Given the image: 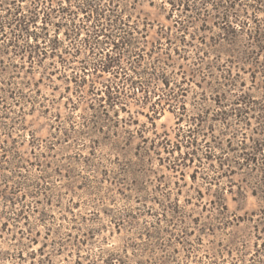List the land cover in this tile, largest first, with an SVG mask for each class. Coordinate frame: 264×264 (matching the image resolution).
<instances>
[{"label": "rangeland", "instance_id": "obj_1", "mask_svg": "<svg viewBox=\"0 0 264 264\" xmlns=\"http://www.w3.org/2000/svg\"><path fill=\"white\" fill-rule=\"evenodd\" d=\"M245 1L256 7L248 8L255 23L247 26L264 25L258 2ZM158 12L143 3L136 13L140 24L149 16L170 25ZM215 21L210 16L206 24L212 27ZM155 31L143 37L140 56L121 62L118 71L123 69L125 77L87 67L80 90L67 80L71 68L44 78L40 97L49 112H29L27 105L25 129L8 128L9 118H19L15 103L23 102L19 94L28 95L27 79L34 83L42 75L29 74L15 66L17 58L0 54V117L9 116L0 125V264H106L109 254L124 264H174L185 262L186 254L197 260L207 253L218 263L224 257L234 264L249 257L255 242L261 244L253 234L255 222L247 220L264 207L251 193L259 174L248 169L234 174V131L243 129L234 121V108H244L234 102L241 95L257 103L244 131L258 137L251 129L257 126L258 108L264 110L262 67H255L253 81L250 64L239 62L244 33L230 43L218 39L222 30L213 27L202 33L207 44L187 46L183 59L165 46L150 57ZM5 48L7 41H0V52ZM84 54L71 63L77 78ZM126 78L138 83L131 87ZM140 82L147 83L146 94L138 89ZM108 85L120 88L111 89L114 100L108 99ZM189 133L199 150L193 162L180 160L174 171L177 152L169 154L158 142L165 137L171 151L170 145L180 141L181 152L192 153L185 146ZM174 200L183 208L167 214L173 226L161 218L155 227L157 215ZM21 209L24 218L16 215ZM234 215L245 219L235 222Z\"/></svg>", "mask_w": 264, "mask_h": 264}, {"label": "trees", "instance_id": "obj_2", "mask_svg": "<svg viewBox=\"0 0 264 264\" xmlns=\"http://www.w3.org/2000/svg\"><path fill=\"white\" fill-rule=\"evenodd\" d=\"M256 1L260 5V9L264 11V0ZM143 3L158 10L157 15L162 13L171 24H161L158 20H150L149 16L140 24V18L136 12ZM26 4L29 6L25 9L24 5ZM248 8L254 10L256 7L247 1L244 2V0H0V41L4 43L6 40L7 47H9L1 50L0 54H11L17 58L19 63H14L15 66L17 65L16 67L19 66L21 69L26 68L29 74L38 71L42 75L34 83L31 79H27L28 95L18 93V96L23 97V102L18 100L15 103L19 106V118L12 119L9 118L8 114H4L0 117V125L2 119L9 118L11 123L8 128L12 129L15 124H18L19 127L25 129L23 116L27 111H41L44 108L43 113L49 112V107L41 101L39 84L44 78L50 80V76L56 74L57 71L60 72L61 68L63 71L65 68H71L70 76H66L67 80L75 81L76 88L79 90L86 83L85 69L87 67L91 68L92 66L94 72H110L113 78H120L122 74L125 77L126 74L123 69L121 73L118 71L122 68L121 62L123 60L130 62L134 55L140 56L139 52L143 50L142 45L145 43L143 37L148 34L150 29L154 28H156L157 38L150 42V57L157 49L165 46L164 51L171 50L183 59L187 58L184 54L187 46L207 44L202 33L207 30L211 31L213 27L222 30L221 33L217 34L218 39L230 41V43H236L239 35L244 33L246 43L239 62L250 64V68H252L250 75L253 81L257 75L255 67H262V71L259 73L262 78L261 89L264 91V25L247 26L249 22L255 23L253 17L249 16ZM210 16L217 18L212 27L206 24ZM133 17L135 18L133 19ZM240 17L244 20H239ZM247 19L249 20L247 21ZM197 22L200 23V26L195 29L194 25ZM135 33L140 34L143 40L135 38L133 36ZM187 36L189 39L185 40ZM219 41L213 40L212 42ZM108 47L111 50L106 52ZM82 54H84V58L79 61L81 63L79 71L82 76H79L78 78L81 79L78 80L74 75L75 68L72 67L71 63ZM166 55L167 59H171L172 54L166 52ZM48 59L49 63H45ZM197 59L201 60L199 56ZM153 60L159 61L157 57ZM127 82H130L131 87L138 83L132 81L131 78ZM146 85L147 83L143 82L138 84V89L145 94ZM111 89L118 91L120 88L116 90V86H106L108 99L114 100L115 97H112ZM243 93L245 96H250L249 93ZM241 97L240 95L239 99L237 98L234 102V104L244 105L242 109L234 108V121L239 129L243 128L234 131V135L237 137V144L234 148L237 150L234 174L236 170L244 169L258 172V184L251 193L264 202V110L258 108L259 113L254 116L257 126L251 129L252 134L258 137L246 136L244 130L250 129L252 123L251 118L253 116L250 112L253 104L257 103L245 101ZM27 105L29 109L25 112ZM3 126L7 128V125ZM185 137H189L185 146L191 147L192 153L181 152L182 143L180 141L170 145L171 151L167 149L169 140H166L165 137L158 142L160 145L164 143L162 147L169 154L173 151L177 152V156L171 162V169L174 171L179 166L180 160V162L185 160L193 162V157L199 150L197 140L191 139L190 133ZM200 162L198 159L199 164ZM190 177L193 182L197 179L194 174ZM198 193L200 194V192ZM182 208L176 200L169 201L165 204L164 211L157 215L154 226H159L163 221L161 218H164L167 220L166 224L168 223L171 228L174 223L172 219H167V214H171V216L180 214ZM254 213L253 211L247 220L255 222L253 234L257 240H262V242L261 244L255 242L256 247L249 254V257L247 259L236 258L234 264H264V207H261L255 215H253ZM23 214L24 211L21 209L16 215L24 218ZM255 216L257 217L254 219ZM244 219V217L234 215L235 222ZM191 257V254H186L185 262L176 263L174 260V264H226L227 262L232 264V260L228 261L224 257L218 263L216 256L209 253L204 254L203 257L197 256V260L195 257ZM105 263L124 264V261L116 258L114 254H109Z\"/></svg>", "mask_w": 264, "mask_h": 264}]
</instances>
